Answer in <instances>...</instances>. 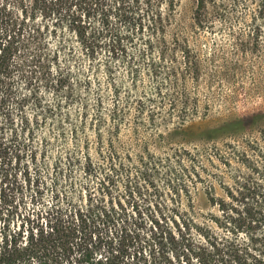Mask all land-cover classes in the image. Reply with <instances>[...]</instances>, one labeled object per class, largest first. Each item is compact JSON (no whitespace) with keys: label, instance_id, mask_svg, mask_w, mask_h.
<instances>
[{"label":"trees","instance_id":"trees-1","mask_svg":"<svg viewBox=\"0 0 264 264\" xmlns=\"http://www.w3.org/2000/svg\"><path fill=\"white\" fill-rule=\"evenodd\" d=\"M49 1L60 9L76 8L70 28L80 54L91 61L102 52L109 58L126 57L128 43L147 31L138 55L144 57L154 50L153 36L162 32V4L176 6V0ZM225 1L196 0L194 21H203L207 4L225 10ZM253 1V20L263 19L264 0ZM230 3L235 7L239 1ZM220 14V19L228 18ZM10 23L0 12V203L18 211L29 197L39 206L24 215L18 229L1 232L0 264H264V129L257 137L235 139L245 121L236 119L200 131L198 143L187 148L186 139H179L186 106L170 103L166 109L167 94L160 96L175 73L167 67L154 89L159 101L148 95L119 101L114 87L116 101L104 114L103 98L97 95L91 121L79 125L84 133L92 131L97 160L88 152L81 159L70 152L65 156L95 184L78 195L60 191L58 159L50 189L33 148L23 161L28 143L22 134L32 136L25 106L41 107L38 84L70 100L71 71L60 64L59 49H47L41 26L26 32ZM149 72L158 78L155 61ZM16 78L25 83L27 95L14 90ZM89 83L84 79V86ZM57 109L59 103L40 111L47 115ZM14 115L20 119L19 130ZM82 115L88 116L85 105ZM79 127L73 125L75 136ZM150 133L154 136L148 137ZM49 189L51 202H44Z\"/></svg>","mask_w":264,"mask_h":264},{"label":"rangeland","instance_id":"rangeland-1","mask_svg":"<svg viewBox=\"0 0 264 264\" xmlns=\"http://www.w3.org/2000/svg\"><path fill=\"white\" fill-rule=\"evenodd\" d=\"M238 1L234 7L230 0H226L225 10L207 4L205 18L200 23L193 18L196 0H176L174 9L162 4V32L152 38L153 51L147 50L144 57L138 56L148 36L144 31L128 43L126 57L109 58L102 52L91 61L80 54L70 28L71 19L75 16L74 6L60 9L49 0H0V12L10 24L16 23L26 32L32 27H42L47 49L60 50V64L70 69V82L74 85L73 96L69 100L63 93L38 84L36 98L40 100L41 107L35 108L31 102L25 106L32 122V136L22 134V139L28 143L23 161L29 159V149L33 148L39 173L50 189L54 186L52 178L58 159L61 174L56 186L60 191L73 196L88 185L93 186L95 180L77 164L69 165L65 156L70 152L81 159L88 152L93 160H97L92 131L86 130L85 134L79 125L85 120L86 124L91 121L89 118L95 110L98 94L103 98L102 112L108 113L116 101L114 87L119 92L116 97L119 101L127 95L131 98L148 95L159 101L160 96L166 97L167 94L164 99L166 109L170 103L176 107L186 106L188 112L181 116L185 120V131L179 134V139H186L183 143L187 148L198 143L196 137L200 131L236 119L245 121L233 138L257 137L264 129V18L253 20L257 12L253 0ZM220 13H225L228 18L220 19ZM53 29L54 34L51 32ZM160 49H164L162 54ZM152 61L159 66L158 78L149 72ZM55 67H52V73ZM167 67L174 68L175 73L163 86L160 96H154L155 86L165 77ZM131 68L135 74H130ZM84 79H89V85H83ZM14 90L28 94L25 83L19 78L14 81ZM56 103L60 104V109L47 115L40 111L43 106L52 108ZM84 105L88 110L86 118L82 115ZM147 105L151 103L147 102ZM74 124L79 127L76 136L72 130ZM61 125L62 132L59 130ZM14 127L17 130L21 127L18 115H14ZM123 133V140H126L127 132ZM147 136L154 135L150 133ZM230 136L224 137L231 141ZM86 139L89 140L88 145ZM81 145L84 147L82 152L79 150ZM17 174L21 179L18 169ZM156 183L163 185L162 179H157ZM50 189L44 193V202H51ZM36 206L39 205L29 202V197L18 211L13 206L0 203V235L3 231L8 233L18 229L24 215L31 213Z\"/></svg>","mask_w":264,"mask_h":264}]
</instances>
